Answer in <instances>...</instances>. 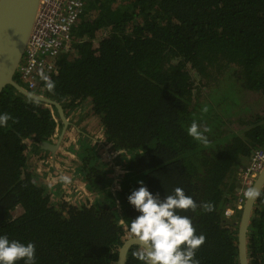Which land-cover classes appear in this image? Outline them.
Listing matches in <instances>:
<instances>
[{"label": "trees", "instance_id": "trees-1", "mask_svg": "<svg viewBox=\"0 0 264 264\" xmlns=\"http://www.w3.org/2000/svg\"><path fill=\"white\" fill-rule=\"evenodd\" d=\"M55 66L37 76L32 92L60 103L71 123L85 108L78 117L86 120L77 121L85 130L74 123L67 130L75 129L74 151L66 149L68 133L59 151L79 161L97 200L56 202L28 170L33 155L49 154L40 145L55 142L63 124L54 107L7 86L0 95V113L11 117L0 128V235L32 242L36 264H116L139 215L127 197L140 184L118 191L109 177L126 157L127 179L144 175V186L161 199L176 187L192 196L197 209L177 212L205 236L199 264H240L237 171L264 151V0H86ZM19 74L14 79L26 88ZM220 79L246 95L237 103L211 99ZM90 119L98 121L103 148L86 135ZM193 121L208 129L207 143L188 135ZM260 193L248 229L250 264H264V187ZM229 207L236 210L230 220ZM141 251L132 247L126 264H143L134 255Z\"/></svg>", "mask_w": 264, "mask_h": 264}, {"label": "clouds", "instance_id": "clouds-1", "mask_svg": "<svg viewBox=\"0 0 264 264\" xmlns=\"http://www.w3.org/2000/svg\"><path fill=\"white\" fill-rule=\"evenodd\" d=\"M44 79L47 89L53 90L54 82L49 81L47 77ZM9 119L11 117L7 113H0V128L5 127ZM207 131L208 129H201L195 121L187 128L188 135L203 143H207V137L204 135ZM138 183L140 187L127 197L128 203L139 213L131 219L128 230L140 241L144 249L134 255L143 264H199L196 251L205 243V236L197 235L190 218L177 212L197 209L192 196L186 195L182 188L176 187L172 194L161 199L158 194L150 192L143 181ZM260 195V191L255 187L244 191V196L249 200H255ZM202 207L205 212L213 210L210 203ZM21 261L23 264H36L35 245L0 235V264H20Z\"/></svg>", "mask_w": 264, "mask_h": 264}, {"label": "water", "instance_id": "water-1", "mask_svg": "<svg viewBox=\"0 0 264 264\" xmlns=\"http://www.w3.org/2000/svg\"><path fill=\"white\" fill-rule=\"evenodd\" d=\"M40 9L41 0H0V95L7 86H11L23 96L41 102L48 107H54L57 110L63 124L60 136L55 142H43L40 145L42 150L52 153V163L56 164L54 157L61 148L64 136L71 124L65 115L64 108L57 101L27 90L14 79V75L19 71L24 58L26 46L30 40ZM253 187L260 192L262 191L264 187V168L254 181ZM257 199L258 197L255 200L246 199L242 209L238 230L240 264H250L247 248L248 229ZM134 246L143 249L140 241L133 236L127 239L119 249L116 264H126L129 251Z\"/></svg>", "mask_w": 264, "mask_h": 264}, {"label": "built area", "instance_id": "built-area-1", "mask_svg": "<svg viewBox=\"0 0 264 264\" xmlns=\"http://www.w3.org/2000/svg\"><path fill=\"white\" fill-rule=\"evenodd\" d=\"M85 4L86 0H41V9L18 71L27 90L37 88L38 75L55 70V58L71 44L72 29L83 14ZM55 120L58 122L56 117ZM263 168L264 151L258 150L249 165L239 171L237 210L242 211L247 199L244 191L253 187ZM235 213V207H229L225 212L226 218Z\"/></svg>", "mask_w": 264, "mask_h": 264}, {"label": "flooded vegetation", "instance_id": "flooded-vegetation-1", "mask_svg": "<svg viewBox=\"0 0 264 264\" xmlns=\"http://www.w3.org/2000/svg\"><path fill=\"white\" fill-rule=\"evenodd\" d=\"M70 125H72V123ZM59 129H60V127L58 125L57 131L54 135V138L56 140H58V138L60 136V133L58 132ZM78 143H80V142L78 141ZM29 150H30V152H32V147H30ZM73 151H74V149H72L71 152H73ZM106 151H108V150L106 149ZM47 152H49V151H47ZM74 154H76V153L74 152ZM44 155H45V158L42 159L41 157H39L38 161H35V160L33 161V158L31 157L27 168H28V170H33L36 173V175L39 177V181L44 186H47L46 189L49 190V193H51L52 199L55 196L54 190L52 187H54V185H61L62 187L60 190L63 193V195L61 196V199L66 198L67 199L66 201L70 200V203L74 202V203H81L84 205L87 203L88 204L94 203V199L92 198V195L90 194L88 189H86V187H87L86 182L84 181L82 176L78 173L79 172L78 171V165L80 163L77 159L74 160L76 163H70L68 161V160H70V158L68 156H66L63 151L58 150L54 158L56 161H59V164H58L59 167L55 168V170H54L53 169L54 165H52L53 164L52 163V159H53L52 153L49 152V154H45L42 152V156H44ZM119 155H121V154H119ZM63 160H67V162L63 163ZM32 165H33V167H32ZM43 167L48 172L46 174V176H47L46 180L44 179V177L42 178V176H39L36 172L39 168H43ZM51 170H52V172H51ZM115 173L117 174V171H115ZM116 179H117V176L115 177V180Z\"/></svg>", "mask_w": 264, "mask_h": 264}, {"label": "rangeland", "instance_id": "rangeland-1", "mask_svg": "<svg viewBox=\"0 0 264 264\" xmlns=\"http://www.w3.org/2000/svg\"><path fill=\"white\" fill-rule=\"evenodd\" d=\"M216 96L214 97H210L211 99H215L216 101L218 100H221V99H227V101H229L230 103H237L238 101H240V99H243V97L246 95L244 92H242L240 90V88L237 86V84L233 83L231 81V79H220L217 83H216ZM231 90L230 92H228L227 90ZM207 95V93H204ZM84 107L80 108L78 110V115H80L81 117H83V111H84ZM80 117V118H81ZM93 129H97L96 128H93ZM92 129V131H93ZM98 131V132H97ZM96 131V133L92 134L89 133V134H86L90 137H93V136H97L99 138V141L102 143L101 146L102 148L105 147V138L103 137V135L100 133L101 129L100 127H98V130ZM92 134V135H91ZM80 142V141H79ZM103 153L105 154V152L103 151ZM125 160H126V157H121L120 159V164H117L118 165V170H117V181L119 183V187H117L118 183L117 184H114V187L115 189H117L118 191L120 190V186L121 185H124V183H126L127 185H129L131 188L135 187L136 185H138V181H143L146 182V177L143 175H134V176H131L130 178L127 179V172H126V165L124 164L125 163ZM33 167V165H32ZM111 167V166H110ZM113 168V167H112ZM115 170H114V173H113V169L111 170L110 172V176H109V173H108V176L112 179L111 182H112V185H113V180H115ZM237 177L239 179V171L237 172ZM240 183H238L239 185ZM111 189V187H110ZM240 189V188H239ZM113 192V190L111 189V193ZM92 195V198L95 199V195L90 193ZM239 195V193H238ZM97 199H95L94 201H96ZM21 209H18V211L15 213V216L19 215L21 213ZM236 215V214H235ZM235 217V216H234ZM233 216H230L229 217V220L232 219Z\"/></svg>", "mask_w": 264, "mask_h": 264}, {"label": "crops", "instance_id": "crops-1", "mask_svg": "<svg viewBox=\"0 0 264 264\" xmlns=\"http://www.w3.org/2000/svg\"><path fill=\"white\" fill-rule=\"evenodd\" d=\"M85 110V109H84ZM84 112V111H83ZM84 117V116H83ZM76 119H78V120H80L81 121V119H83V120H86V119H84V118H79L78 117V113H76ZM78 120H75V121H73L72 122V124L74 123V125H75V127L76 128H78L77 129V131H78V133L79 132H83V130H85L84 129V126H86L85 124H81L80 122L79 123H77V121ZM76 122V123H75ZM89 122H90V129H89V126H87V130H89V133H91L92 132V134L94 133H96V131L98 130V126L99 125H97L98 124V121L96 122V121H94V119H90L89 120ZM87 124H89L88 123V121H87ZM92 126H93V128L95 127H97V129H93L92 128ZM74 127V126H73ZM92 129H93V131H92ZM101 129V128H100ZM73 131H75V129H72V131H70V132H66V134H67V140H66V143L65 144H67V146H66V149H68V147H70V149L72 150V149H74V145H75V143H77V142H75L76 141V139H75V137H76V134L73 132ZM59 133H61L60 132V129H59V131H58ZM98 132V131H97ZM101 132V131H100ZM65 134V135H66ZM84 134H86V133H84ZM91 134V135H92ZM102 134V133H101ZM103 135V134H102ZM65 137V136H64ZM92 141H93V145H100L101 146V142L99 141V138L97 137V136H93V138H92ZM76 147V146H75ZM78 147H76V149H77ZM65 153V152H64ZM37 156V157H36ZM39 157H42V154H39V155H33L32 156V158H33V161L35 160V161H38L39 159ZM70 157H72V159L73 160H75V156H71L70 155ZM71 159V160H72ZM57 162V161H56ZM249 164V163H248ZM247 164V165H248ZM43 165V164H42ZM52 165H54L53 166V169L55 170V168H58L59 167V165H58V162L56 163V164H52ZM246 165V166H247ZM35 169V168H34ZM241 169H243L242 167H240L239 169H238V171H240ZM237 171V172H238ZM37 174L39 175V176H42V178L44 177V179L46 180L47 178V176H46V174L48 173L46 170H45V168L43 167V168H39L37 171ZM51 172H52V170H51ZM43 179V180H44ZM42 180V181H43ZM61 185H54V187H52L53 188V190H54V198H53V200L54 201H60V200H63V199H61V196L63 195V193L61 192ZM69 202H70V200H68Z\"/></svg>", "mask_w": 264, "mask_h": 264}]
</instances>
